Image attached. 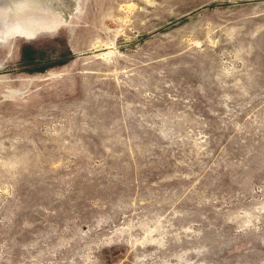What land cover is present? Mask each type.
<instances>
[{
  "label": "rangeland",
  "instance_id": "obj_1",
  "mask_svg": "<svg viewBox=\"0 0 264 264\" xmlns=\"http://www.w3.org/2000/svg\"><path fill=\"white\" fill-rule=\"evenodd\" d=\"M0 264H264V0H0Z\"/></svg>",
  "mask_w": 264,
  "mask_h": 264
}]
</instances>
